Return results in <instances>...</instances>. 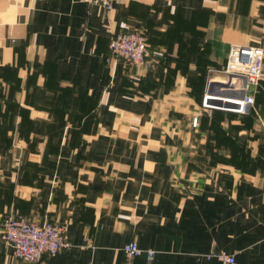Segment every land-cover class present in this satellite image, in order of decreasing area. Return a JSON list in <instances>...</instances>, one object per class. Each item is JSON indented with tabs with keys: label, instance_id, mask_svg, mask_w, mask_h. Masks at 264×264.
Segmentation results:
<instances>
[{
	"label": "crops",
	"instance_id": "obj_1",
	"mask_svg": "<svg viewBox=\"0 0 264 264\" xmlns=\"http://www.w3.org/2000/svg\"><path fill=\"white\" fill-rule=\"evenodd\" d=\"M135 27L147 62H109ZM234 44L264 51V0H0V264L8 214L63 228L46 264H264V66L246 115L203 105Z\"/></svg>",
	"mask_w": 264,
	"mask_h": 264
},
{
	"label": "built area",
	"instance_id": "obj_2",
	"mask_svg": "<svg viewBox=\"0 0 264 264\" xmlns=\"http://www.w3.org/2000/svg\"><path fill=\"white\" fill-rule=\"evenodd\" d=\"M90 3L112 11L114 0H88ZM109 54L114 63L122 61L125 65H144L149 56V43L145 31L135 27L115 33L109 43ZM264 66V51L248 45H231L227 65L219 71L226 81L219 82L227 88H210L213 81L208 83V90L203 105L212 110H226L238 114H246L255 105V94L262 78ZM220 102V104H219ZM199 125V116L192 119V127ZM63 228L49 221H30L21 215L8 214L2 221L1 238L12 248L14 257L25 264H46L44 258L54 257L68 249ZM127 260H132L142 254L140 247L131 242L122 249ZM150 260L154 252L147 253ZM224 264H235V257L225 252L212 251Z\"/></svg>",
	"mask_w": 264,
	"mask_h": 264
},
{
	"label": "rangeland",
	"instance_id": "obj_3",
	"mask_svg": "<svg viewBox=\"0 0 264 264\" xmlns=\"http://www.w3.org/2000/svg\"><path fill=\"white\" fill-rule=\"evenodd\" d=\"M224 70V69H223ZM219 75H221V76H223L222 74H219ZM215 76H217V78H219L218 77V75L216 74ZM215 76H213V77H211V78H214ZM224 77V76H223ZM213 84V83H212ZM213 111H215V110H212V113H213ZM218 111H221V110H218ZM223 112H229V111H224V110H222ZM229 113H235V112H229ZM235 114H237V113H235ZM194 129H197V128H194ZM190 142H192V144L193 145H196L197 144V142L198 141H200L201 139H200V137H197V135L196 134H192V135H190V137H189V139H188ZM220 143L222 144V146H226V147H228V146H230V147H232L233 148V150H232V154H233V156H235L236 157V159H238L239 157H241L243 154L240 152V150L238 149V146H237V143L236 142H229V141H224V140H220ZM221 152H222V155H223V153H226L224 150H221ZM221 155V156H222Z\"/></svg>",
	"mask_w": 264,
	"mask_h": 264
},
{
	"label": "water",
	"instance_id": "obj_4",
	"mask_svg": "<svg viewBox=\"0 0 264 264\" xmlns=\"http://www.w3.org/2000/svg\"><path fill=\"white\" fill-rule=\"evenodd\" d=\"M213 83V84H212ZM210 85V88H214V87H218V88H227L228 86L223 84V83H219V82H212ZM220 104V102H219Z\"/></svg>",
	"mask_w": 264,
	"mask_h": 264
},
{
	"label": "trees",
	"instance_id": "obj_5",
	"mask_svg": "<svg viewBox=\"0 0 264 264\" xmlns=\"http://www.w3.org/2000/svg\"><path fill=\"white\" fill-rule=\"evenodd\" d=\"M144 31H145V30H144ZM145 34H146L147 39H148V35H147V32H146V31H145ZM262 75H263V74H262ZM261 79H262V78H261ZM260 82H261V80H260ZM260 82H259V85H260ZM259 85H258V87H259ZM256 90H257V89H256ZM255 101H256V94H255ZM254 106H255V105H254ZM254 106H253V107H254ZM253 107H252V108H253ZM252 108H250V110H249L248 112H250V111L252 110ZM248 112H247V113H248ZM247 113H246V114H247ZM237 114H238V113H237ZM246 114H240V115H246ZM223 118H224V117H222V119H223Z\"/></svg>",
	"mask_w": 264,
	"mask_h": 264
}]
</instances>
